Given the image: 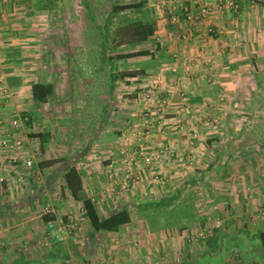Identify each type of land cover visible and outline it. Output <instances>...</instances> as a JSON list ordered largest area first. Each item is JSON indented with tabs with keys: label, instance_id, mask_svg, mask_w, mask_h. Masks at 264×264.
Returning <instances> with one entry per match:
<instances>
[{
	"label": "crops",
	"instance_id": "0c3cea01",
	"mask_svg": "<svg viewBox=\"0 0 264 264\" xmlns=\"http://www.w3.org/2000/svg\"><path fill=\"white\" fill-rule=\"evenodd\" d=\"M206 1L217 3L183 0L182 4L197 10ZM236 1L240 5L238 14L215 11L205 19L204 30L194 42L176 39L181 26L169 21V12L159 0L139 1L153 33L141 41L145 42L141 50L129 51L141 52L140 55L126 58L130 64H126L125 70L134 75L125 79L141 81L142 89L138 97L140 108L136 109L139 113L130 112L129 120L143 112H156L144 97L149 84H155L159 93L168 97V105L154 115L156 120L151 127L133 128L143 131L130 139L132 143L147 148L165 144L180 148L190 139L187 131L198 128L197 119L218 114L229 125V115L239 108L226 101L243 104L246 99L256 103L264 100V0ZM90 8L89 0H0V118L9 128L13 119L23 123L22 147L0 151V264H264V171L227 170L228 164L241 161L228 153L229 142L226 150L215 154L208 151L209 164L219 163L226 170L177 172L176 161L170 162V167L165 162L162 166L170 177L182 178L188 184L200 178L221 180L215 188H186L185 184L165 188L154 184L151 173H144L142 180L148 181L145 186L130 184L122 191L117 184L119 177L101 169L100 160H90V150L77 162L57 160L54 132L66 113L58 111L61 108L53 103L51 106L54 94L44 102L38 101L32 86H56L57 77L52 71L54 19H59L56 25L64 39L61 49L67 54L70 50L79 51L86 61V49L91 47L86 46L82 35L89 13L94 20ZM177 13L181 18L182 9L178 8ZM215 26L223 29V37L208 31ZM74 36L75 44L70 41ZM222 39L233 43L232 46L223 48ZM198 48H204L213 57L210 64L196 69L191 60ZM68 57L60 63L57 60L56 65L69 66ZM75 61L84 68V61ZM215 100L222 101L224 106L216 108ZM116 102L114 98L110 103L109 115L116 113ZM92 113L100 116L101 110L94 109ZM74 123L84 146L117 147L123 131L122 127L115 130L110 123L102 127L97 122L96 129H81L84 118ZM62 129L70 127L63 124ZM201 129H207L206 137L216 133L207 127ZM23 131L27 134L22 135ZM201 141L205 147H214L217 142L210 138ZM27 159L33 164L26 165ZM254 161L253 157L251 162ZM69 166L76 168L82 194L93 200L101 218L125 210L129 221L116 231L95 230L81 201L73 198L66 184L64 174ZM19 178L30 179L31 186H21ZM248 178L252 186H246ZM101 179L113 180L112 189L100 187ZM108 184L112 185L110 181ZM46 203H50L55 219H79L77 229L61 242L53 238L44 241ZM217 220L221 221L219 227L215 226Z\"/></svg>",
	"mask_w": 264,
	"mask_h": 264
},
{
	"label": "rangeland",
	"instance_id": "374dc122",
	"mask_svg": "<svg viewBox=\"0 0 264 264\" xmlns=\"http://www.w3.org/2000/svg\"><path fill=\"white\" fill-rule=\"evenodd\" d=\"M139 1L140 0H89L91 7L89 10H92L90 12H93L92 14L94 15V20H92V16L89 13V15H87L88 20L86 19V29L82 35V40L86 43V46L89 45L91 47V50L86 49L84 56L86 61L83 60V56L80 55L79 51L70 50L67 54V52H64V50L61 49V42L63 43L64 39L63 35H61L59 29L57 28L60 26L56 25L59 22V19H54V33L52 37V71L55 73L54 75H56L57 81L55 82V94L50 104L51 106L54 104L55 107L61 108L58 111L66 113L64 115L66 118H62L60 116L62 118V122H60L57 126H61L57 127L54 132V134L57 135V139L54 141V149L56 151L54 154L55 156H58L57 160L61 158L65 160L67 158L69 163L77 162L81 157H83V153L90 150L92 154L90 155L92 158L90 160H93V158L100 160L98 164L101 169L109 170L108 174L114 175L122 168L121 160L126 159L129 154L144 147L142 144L139 145L132 143L133 141L131 142L130 139H133L139 132L141 133L143 131L138 130V132L137 130H133V128H145L144 120L148 116H146L143 112L141 115L139 114L138 116H135L133 121L129 120V118L132 119L129 116L130 112L139 113L136 109L140 108V101L138 100V97L140 91L142 90L140 87L141 81H135V79L129 81L125 78L121 79L119 74L127 72L125 68L130 64L128 59L122 58L121 56H127L130 54L129 51L133 48L141 50V45L145 43L134 42V40L139 37L136 34H132L133 28L129 27V25L132 22L139 20L146 22L148 19L142 15V10L140 8L138 10L121 11L117 15L109 17L114 5L138 3ZM72 23L76 25L75 22ZM70 41L75 44V36L72 37ZM67 57L70 58L69 60L71 62L69 66H57V60L59 61L62 58L66 59ZM75 60H78V63H80V61H84V68L82 69V67H78ZM112 69L114 70V74H118V77L113 84H111L109 77V73ZM83 72L84 74H82ZM95 74L96 76L94 77ZM82 75H84V77ZM82 79H84V82L81 81ZM112 85L114 86L113 88ZM115 91L116 93H114ZM126 96L127 98L125 99ZM114 98H116L117 101L115 104L116 113L114 115H109V106ZM217 101L218 100H215V102H213V106L216 108H222L224 106L222 101ZM226 102H233L234 107L239 108L234 111L231 116L229 115V118H231L229 125H225V119L222 121V117L218 114L213 115L212 118H210L211 116L207 117L208 115H206V119H197V122L200 123L198 124V128L196 130H186L190 135V139L191 134H196L194 138L192 137L194 142L193 145H189L188 141L187 144H184L182 147H176L178 150H185L187 154L195 153V160L192 165L188 167L186 165L176 163L174 167L175 171L184 172L189 170L198 173L206 171L210 168L213 170L218 169L219 172L221 170H226V168L220 167L222 166L221 164H209L208 161V151L215 154L220 149L226 150V142H229L230 145L227 147V150L229 151L228 153L231 156L233 155L239 157L241 160L237 163L228 164L229 168L227 167V170H239L242 172L264 171V100L257 101L256 103L253 99H246L243 104L239 102L237 103L235 100H228ZM258 102H261L260 106H258ZM147 103H144V105L148 106L146 105ZM204 104L206 105L207 103ZM207 105L209 106L210 104L208 103ZM94 109L99 111L101 110L100 116L92 113ZM150 109L153 110V107H150ZM253 109H255V113L252 112ZM83 118L84 124L79 123V128L89 129V131L92 127L96 129L97 123L102 125V127L103 125L110 123V127L115 130H119V128L122 127L123 131L120 137L130 136L129 143L120 145L118 141L117 147H111L110 145L104 146L103 144L94 146L93 144H90L89 146L81 145L84 143H82L78 138L79 136L77 131H75L76 123L74 122ZM95 119L96 121L94 124L93 122ZM214 119L216 122H214ZM70 120H73L72 124L70 123ZM63 124L64 126H69L70 129H62ZM200 125L210 128V130H215L216 133L212 134L213 137H206L204 135L207 129H201L202 126L199 127ZM24 134H27V132L25 133V131H23L22 135ZM90 134L92 135V132H90ZM201 135L204 137L199 139ZM206 138L217 141L214 147H205L204 145H201V140H205ZM113 148H116V150ZM144 148L148 151H154L158 147ZM113 154L114 156L111 159H108V156H112ZM253 157L255 158V161L251 162ZM27 160L25 162L26 165L30 166L33 164L32 161L28 163ZM139 164L138 160L136 166ZM171 164L172 163H168L166 166L170 167ZM208 164L210 167L207 166ZM211 165L214 166L211 167ZM96 166L94 165V167ZM167 174H170L169 171H167ZM109 181L112 184L111 186L108 184ZM109 181L101 179V183H99L100 187L105 186L104 189H112L114 182L111 179ZM220 181L221 180L219 179H214L213 182H211V180L207 178H200L196 179V182H189L190 184H188V182L182 178L175 179L174 177H169L163 186L165 188H171L185 184L186 188L198 186L215 188L220 185ZM18 182L21 186H31L32 184L30 179L25 180L24 178H19ZM246 186H252L249 178L247 179ZM57 220L66 221L63 218H59Z\"/></svg>",
	"mask_w": 264,
	"mask_h": 264
},
{
	"label": "built area",
	"instance_id": "2783aa9c",
	"mask_svg": "<svg viewBox=\"0 0 264 264\" xmlns=\"http://www.w3.org/2000/svg\"><path fill=\"white\" fill-rule=\"evenodd\" d=\"M161 4L166 6L169 12V21L172 24L180 25L176 34V39L184 42H194L201 36L204 30L203 26L205 19L209 17L215 11L220 13H225L231 11L234 14H238L240 5L236 0H217L216 5H212L209 2H204L197 10L190 9L184 6L183 0H159ZM182 9L181 18L177 13V9ZM209 32H214L218 35H224L222 28L218 26L209 27ZM228 41V40H227ZM226 39L221 40L223 48H228L232 44L227 43ZM212 54L206 53L204 48H198L196 53L193 55L191 63L194 68L198 69L202 66L208 65L212 61ZM176 71V68H172ZM155 84H149L144 93V97L149 99L151 102V107L156 112L151 115V112L147 113L148 116L144 120L145 129L151 127L155 122L156 118L154 115L160 113L162 109L166 108L168 105V97L166 95L160 94L159 90L156 89ZM1 91L5 92L4 87H1ZM214 122L216 120L214 119ZM23 123L20 119H13L10 124V128L6 125L4 120L0 118V151L4 149L16 150L22 147L23 138L20 135V130L22 129ZM15 132V133H14ZM134 134V133H133ZM135 135V134H134ZM132 136V134H131ZM196 136L195 133L191 134V139L189 140V145H193V138ZM193 137V138H192ZM130 136H122L119 138V144L125 145L129 143ZM195 153L187 154L185 150L181 151L174 147L172 144H165L159 146L154 151H148L146 148H141L138 151H134L126 157V159L121 160V169L118 170L114 175L119 177L117 180L118 188L122 191L127 190L130 184H135L137 186H145L147 178H142V174L151 173V179L155 184L163 185L170 175H168L162 168L165 163H170L176 161L183 165L191 166L195 160ZM139 160V165L136 163ZM30 163L29 160H27ZM138 167V168H137ZM1 180V179H0ZM43 213L48 216V220L45 223L46 231L44 241L47 242L50 238L55 239L57 242L64 240L66 236H69L72 231L77 229L79 219L75 217H69L67 221L57 220L53 218V209L49 203L45 204L43 208ZM221 224L220 220L215 222V226L219 227ZM200 235H203L201 233ZM90 264V263H85ZM245 264H255L254 262H246Z\"/></svg>",
	"mask_w": 264,
	"mask_h": 264
},
{
	"label": "trees",
	"instance_id": "16d2710c",
	"mask_svg": "<svg viewBox=\"0 0 264 264\" xmlns=\"http://www.w3.org/2000/svg\"><path fill=\"white\" fill-rule=\"evenodd\" d=\"M141 7V4L138 3H125V4H116L112 8V12L109 17L112 15H117L121 11L126 10H138ZM129 27L133 28V33L138 35L139 38L135 39L134 42H141L147 40L153 33L152 24L149 21L142 22L136 21L132 22ZM117 38V36H116ZM129 42V41H128ZM141 52L130 53L127 56H121L122 58H127L132 55H140ZM121 79H124L127 75L132 76L134 73L130 71L123 72L119 74ZM110 82L113 84L118 74H114L112 69L109 73ZM114 86L112 85V88ZM33 96L40 102L47 100L49 96L55 94V88L53 84H44V83H35L32 86ZM66 184L75 200H79L82 203V207L85 211V216L95 230H106V231H116L120 225H123L129 221L128 212L125 210H118L117 212L101 218L98 214L95 203L90 197H86L82 194V183L80 176L74 166H69L67 171L64 174Z\"/></svg>",
	"mask_w": 264,
	"mask_h": 264
}]
</instances>
